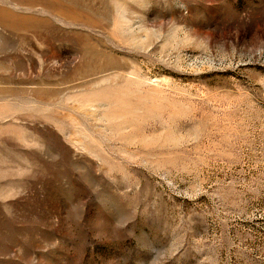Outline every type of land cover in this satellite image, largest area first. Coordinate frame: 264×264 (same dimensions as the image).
Returning a JSON list of instances; mask_svg holds the SVG:
<instances>
[{
  "label": "rangeland",
  "instance_id": "374dc122",
  "mask_svg": "<svg viewBox=\"0 0 264 264\" xmlns=\"http://www.w3.org/2000/svg\"><path fill=\"white\" fill-rule=\"evenodd\" d=\"M0 264H264V0H0Z\"/></svg>",
  "mask_w": 264,
  "mask_h": 264
}]
</instances>
